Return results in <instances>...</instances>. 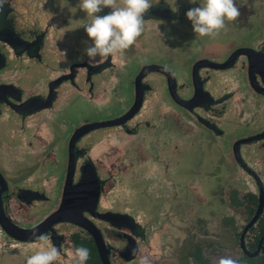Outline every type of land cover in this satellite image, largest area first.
Listing matches in <instances>:
<instances>
[{"label": "flooded vegetation", "instance_id": "1", "mask_svg": "<svg viewBox=\"0 0 264 264\" xmlns=\"http://www.w3.org/2000/svg\"><path fill=\"white\" fill-rule=\"evenodd\" d=\"M151 3L124 58L95 66L84 24L67 17H87L74 0L0 9L2 263L26 264L34 232L61 250L57 264H74L81 246L87 264H102L96 239L108 264H138L134 249L152 264L264 260V75L254 69L264 39H197L176 2ZM236 6L221 35L264 29V0ZM194 147L208 165L181 170ZM140 180L151 181L144 195L166 201L158 216L130 205ZM14 227L29 233L15 238Z\"/></svg>", "mask_w": 264, "mask_h": 264}, {"label": "clouds", "instance_id": "2", "mask_svg": "<svg viewBox=\"0 0 264 264\" xmlns=\"http://www.w3.org/2000/svg\"><path fill=\"white\" fill-rule=\"evenodd\" d=\"M8 0H0V9ZM193 2V0H192ZM151 0H80L79 9L87 14L84 28L93 46L86 49L89 64L95 66L109 58L123 59L126 52L137 43L145 30L144 15L152 8ZM105 8L111 9L107 15L100 16ZM194 33L198 38L216 39L235 25L241 15L236 0H202L200 7L187 13ZM38 250L29 255L26 264H57L61 250L50 243L46 233H33ZM74 264H87L90 251L86 247H77L73 252ZM138 264H152L150 257L133 250ZM135 264V262H133ZM218 264H239L232 257H221Z\"/></svg>", "mask_w": 264, "mask_h": 264}, {"label": "rangeland", "instance_id": "3", "mask_svg": "<svg viewBox=\"0 0 264 264\" xmlns=\"http://www.w3.org/2000/svg\"><path fill=\"white\" fill-rule=\"evenodd\" d=\"M65 1H69V0H65ZM173 2H176V4H178L179 6V12L182 16V18H184L185 20H188L186 13L192 9V8H196L198 7L199 4H197L195 2V0L192 1H187L184 0L183 2H179V0H172ZM74 2H76V7L77 5H79L80 0H74ZM197 4V6H196ZM99 15H104V10L101 13H98ZM67 17H69V19L72 20H81L82 24H85L87 17L83 14H81L80 12H78L77 10L74 11H70V15L67 14ZM189 22V20L187 21ZM191 22V21H190ZM192 25V23H191ZM190 25V26H191ZM260 38L264 39V29L262 28H255L254 24L251 28L248 29H235L234 31H230L225 35H220L218 38L214 39V40H218L219 43H221V46L225 44V46L227 47L228 45H251L254 44L255 42H257ZM155 59V58H154ZM152 59V60H154ZM140 62V61H139ZM124 71H128V68H124ZM114 110L116 108H113ZM81 114L80 116L77 118L79 119L80 117H85L86 115V105L83 104L81 106L80 109ZM104 111L106 113L112 112V110H110V108H106L104 109ZM78 115V113H77ZM94 115V114H92ZM70 116V118H74V114L70 113L67 114V117ZM226 131L229 133V137L232 138L234 135L231 133V130L226 129ZM204 149L203 148H192L190 150V156H188L187 158L182 159V162L180 164V168L181 170H186V169H190L191 172H195L196 169L199 168V166H204L206 165V154L204 153ZM206 163V164H205ZM208 165V164H207ZM151 181L150 180H140L136 183V188H139L140 194L135 195L133 198L130 199V205H134L136 207H138L140 210L141 209H146L144 208L145 206L147 207L148 210V215L149 216H158V212L159 210L164 206L165 202L163 200L162 197H155L152 195H144L147 194V187L150 185ZM143 193V194H141ZM150 194V193H149ZM6 259V258H5ZM7 262V259H6ZM0 264H4V262L2 263L1 259H0Z\"/></svg>", "mask_w": 264, "mask_h": 264}, {"label": "water", "instance_id": "4", "mask_svg": "<svg viewBox=\"0 0 264 264\" xmlns=\"http://www.w3.org/2000/svg\"><path fill=\"white\" fill-rule=\"evenodd\" d=\"M254 62H255L254 69L264 75V55L257 56L256 61L254 60ZM84 227H86V226H84ZM86 228L90 231V229L88 227H86ZM9 232L12 236H14L15 238H18V239H21V238L17 237L16 234H28L29 233V231H24L21 229H15V227L11 228ZM95 241L97 244L98 256L101 260V263L102 264H108L102 243L97 239Z\"/></svg>", "mask_w": 264, "mask_h": 264}, {"label": "trees", "instance_id": "5", "mask_svg": "<svg viewBox=\"0 0 264 264\" xmlns=\"http://www.w3.org/2000/svg\"><path fill=\"white\" fill-rule=\"evenodd\" d=\"M93 256V255H92ZM90 264H100L98 260H91ZM243 264H264V260L262 259H254V260H243Z\"/></svg>", "mask_w": 264, "mask_h": 264}]
</instances>
